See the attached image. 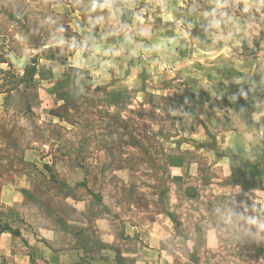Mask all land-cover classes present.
<instances>
[{"label":"crops","instance_id":"1","mask_svg":"<svg viewBox=\"0 0 264 264\" xmlns=\"http://www.w3.org/2000/svg\"><path fill=\"white\" fill-rule=\"evenodd\" d=\"M119 1L122 6H113L110 18L129 30L111 42L98 40L86 55L78 52L71 66L88 69L96 88L121 92L141 83L145 94L157 79L158 96L177 95L171 101L138 102L168 104L173 122L181 123L175 134L177 151L161 156L173 183L184 179L187 170L190 174L192 166L200 168L193 154L197 152L220 178L239 176V186L250 178L253 186L263 187L255 191L264 194V0H207L205 9L201 0H143L147 8L139 6L141 0ZM132 30H137L135 36ZM30 65L35 72L27 81L26 69L21 68V88L0 91V113L31 114L54 122L59 117L51 118L49 111L72 102L77 80L57 59L47 57ZM6 69L9 65L0 55V73ZM150 73L158 77L151 79ZM119 74L132 82L120 81ZM31 86L38 96L34 102L27 93ZM184 153L191 154V163L181 156ZM24 159L53 182L55 169L59 184L77 182V190L86 186L85 179H76L78 173L66 171L68 166L57 164L52 154L40 156L29 149ZM113 171L118 182L129 184V168ZM35 185L29 173H16L7 181L0 175V264H177L166 250L171 244L167 240L175 241L184 232L202 234L205 248H213L216 228H183L185 220L180 218L185 215L169 195H158L161 209L154 213L133 204L123 211L118 208L121 201L106 203L98 196L67 195V214L35 198ZM260 196L254 201L261 202ZM93 199L103 203L99 213ZM113 203L117 209L111 211Z\"/></svg>","mask_w":264,"mask_h":264},{"label":"rangeland","instance_id":"2","mask_svg":"<svg viewBox=\"0 0 264 264\" xmlns=\"http://www.w3.org/2000/svg\"><path fill=\"white\" fill-rule=\"evenodd\" d=\"M200 2L205 9L207 0ZM113 6L122 4L119 0H0V55L10 68L0 73V91L21 88V68L26 69L27 76L23 78L27 81L29 65L52 56L60 57L69 75L77 80L72 102L49 111L51 118L59 117L54 122L41 121L31 114L0 113L1 178L7 181L16 173L32 174L36 181L33 196L51 210L67 214L71 213L67 195L98 196L106 203L121 201L118 208L123 211L133 204L151 213L161 209L157 204L159 194L170 196L187 216L180 218L185 220L181 222L183 228H195L196 224L201 229L216 228L210 249L205 248L203 235L198 233H178L175 241L167 240L171 244L166 250L177 264H264V194L255 191L263 187L253 186L250 178L242 186L236 185L243 182L239 176L220 178L219 171L210 170L205 156L197 152L193 154L200 168L192 166L190 174L187 170L184 179L177 183L172 182L164 168L161 156L177 151L175 134L181 123L173 122L168 104L138 102L171 101L177 95L167 92V98L158 96L157 79L151 80L145 94L141 83L134 84L136 88H125L120 83L124 87L121 92L96 88L88 69L71 66L78 52L86 55L98 40L111 42L129 30L125 25L113 24ZM139 6L147 8V3L141 0ZM129 33L135 36L137 30ZM118 77L120 81L128 78L132 82L128 75ZM156 77L157 73H150L151 79ZM28 90L31 101H36V88L31 86ZM29 149H35L40 156L52 154L57 164H66V171L78 173L76 179H85L86 186L80 187L84 189H75L77 182L71 186L59 184L55 169L51 172L52 177H57L55 182L39 175L24 159ZM181 156L188 163L193 160L191 154ZM117 167L129 168L128 185L117 181L113 174ZM258 195L261 202L254 201ZM93 202L99 213L103 203L95 199ZM114 203L111 211L117 209ZM190 213H194L192 218ZM199 215L204 216V222ZM191 240L197 243L191 246Z\"/></svg>","mask_w":264,"mask_h":264},{"label":"trees","instance_id":"3","mask_svg":"<svg viewBox=\"0 0 264 264\" xmlns=\"http://www.w3.org/2000/svg\"><path fill=\"white\" fill-rule=\"evenodd\" d=\"M49 58H51V59H57V60H60V61H62L61 59H60V57H49ZM32 64H34V63H32ZM29 74H28V76H30V77H32L33 76V74H34V72H35V70H34V68L32 67V65H29ZM31 80V79H30Z\"/></svg>","mask_w":264,"mask_h":264}]
</instances>
